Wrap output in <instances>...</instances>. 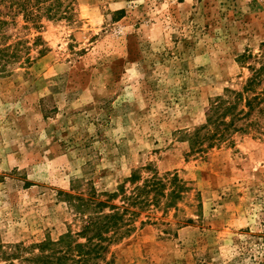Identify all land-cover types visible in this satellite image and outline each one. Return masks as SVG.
<instances>
[{
  "label": "rangeland",
  "instance_id": "1",
  "mask_svg": "<svg viewBox=\"0 0 264 264\" xmlns=\"http://www.w3.org/2000/svg\"><path fill=\"white\" fill-rule=\"evenodd\" d=\"M6 33L0 264L84 243L78 199L134 172L178 176L179 199L98 264H264V132L207 123L259 67L264 0H47Z\"/></svg>",
  "mask_w": 264,
  "mask_h": 264
},
{
  "label": "trees",
  "instance_id": "2",
  "mask_svg": "<svg viewBox=\"0 0 264 264\" xmlns=\"http://www.w3.org/2000/svg\"><path fill=\"white\" fill-rule=\"evenodd\" d=\"M45 1L0 0V72L20 59V44L6 42L8 27L17 25L20 15L25 20H32L42 10ZM244 59H253L259 67L251 68L253 74L240 91L228 89L227 96L212 105L207 123L221 122L225 125L224 131H228L232 127L236 129V122H243L238 131L257 128L264 132V50L256 56L245 55ZM254 113L256 118H253ZM229 117L230 124H224ZM128 182L130 189L123 186L118 192L106 195L105 199L99 198L95 192L89 198L78 199L79 211L89 212L78 234L84 243L67 236L64 250L47 256L41 254L25 264H98L112 243L132 233L144 213L150 214L152 210L162 208L167 200H170L167 203L169 208L172 201L179 199L181 181L176 175L167 173L161 177L152 172L144 179L139 172H134ZM141 224L145 223L142 221ZM41 250L44 252L45 248Z\"/></svg>",
  "mask_w": 264,
  "mask_h": 264
}]
</instances>
